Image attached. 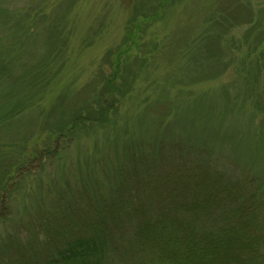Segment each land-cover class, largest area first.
<instances>
[{"label": "rangeland", "instance_id": "1", "mask_svg": "<svg viewBox=\"0 0 264 264\" xmlns=\"http://www.w3.org/2000/svg\"><path fill=\"white\" fill-rule=\"evenodd\" d=\"M151 1L0 0V160L17 165L0 239L112 180L126 149L165 170L211 158L264 193V0H168L131 23Z\"/></svg>", "mask_w": 264, "mask_h": 264}, {"label": "trees", "instance_id": "2", "mask_svg": "<svg viewBox=\"0 0 264 264\" xmlns=\"http://www.w3.org/2000/svg\"><path fill=\"white\" fill-rule=\"evenodd\" d=\"M167 2L135 7L129 21L156 16ZM97 100L109 108L116 96ZM126 151L112 180L92 174L0 239V264H264V193L253 178L226 180L211 158L165 170L149 147ZM15 165L0 160V223L12 215Z\"/></svg>", "mask_w": 264, "mask_h": 264}]
</instances>
